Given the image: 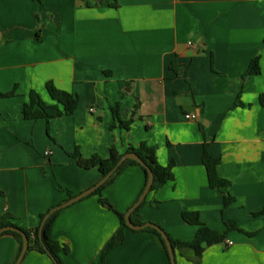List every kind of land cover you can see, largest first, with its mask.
Wrapping results in <instances>:
<instances>
[{"label":"crops","instance_id":"0c3cea01","mask_svg":"<svg viewBox=\"0 0 264 264\" xmlns=\"http://www.w3.org/2000/svg\"><path fill=\"white\" fill-rule=\"evenodd\" d=\"M113 1L0 0V93L14 91L0 98V215L33 229L39 215L101 179L73 162L75 149L106 158L111 147L122 154L144 143L159 165L172 163V177L147 193L143 224L190 242L198 226L183 221L188 211L223 235L195 261L175 251V264H264V0ZM254 57L259 74L244 76ZM47 83L75 96L76 109L48 123L24 119L29 93L53 103ZM115 104L128 129L111 128ZM205 146L224 187L207 184ZM143 184L142 170L127 165L101 196L125 212ZM224 197L233 198L226 207ZM120 229L89 194L57 211L50 237L68 249L63 264H169L143 230L123 229L104 253ZM16 250L1 236L0 264H14ZM20 264L53 262L30 251Z\"/></svg>","mask_w":264,"mask_h":264},{"label":"trees","instance_id":"16d2710c","mask_svg":"<svg viewBox=\"0 0 264 264\" xmlns=\"http://www.w3.org/2000/svg\"><path fill=\"white\" fill-rule=\"evenodd\" d=\"M111 6L112 7L116 6L115 0L111 4ZM258 74H259L258 57H254L250 60L244 76H251ZM46 90L53 103L50 105H45L41 102L37 94L33 92L29 93L27 103L23 104L22 106V116L24 119L27 120L43 119L48 123L52 119H57L66 115H71L73 111L76 109L77 99L72 94L56 89L55 87H53L51 83L46 84ZM12 96H14V91L8 93H0V98H9ZM259 103L264 104V94L259 95ZM111 112L114 122L111 128H114V126L117 125L118 127L128 129L131 120L121 121L118 113V104H115L113 107H111ZM128 152L135 153L141 159L144 165L150 169L153 175V181L150 186L149 192L155 191L157 188L163 185L167 180L171 179L172 176L170 169L172 167V163H168L166 166L159 165L155 157V148L146 146L144 143L139 144L137 147H128L125 150V152L122 154L118 153V151L114 147H111L109 149V153L106 158H100L98 156L83 158L80 156L77 149H75L72 153H70L69 156L73 160V162L80 168L97 169V171L99 172L102 178L115 166L119 158L123 154ZM202 162L206 172L207 184L210 188L218 189L228 184L227 181L221 179L217 175L215 166L218 163V160L211 158L207 154L206 146L203 149ZM127 165L138 166L142 170L144 176V184H143V189H144L147 182V174L144 167H142L133 160H127L114 171V173L108 178V180L103 185L98 187L95 191H93L90 194V195H97L98 203L101 206L111 210L115 214V216L119 221V224L121 225V229L110 239V241L106 245L104 253L107 250L111 249L112 247L122 242L123 229H128L124 224V214L128 210L125 212H119L114 210L108 204V202L102 198L101 190L107 184H109L114 179V177ZM232 200H233L232 197H224L223 198L224 207H226ZM142 204L143 202L130 214V221L135 225L143 224L141 219L137 216V211ZM48 211L45 212L44 214L39 215V225L37 227L27 230L17 226L13 222L12 215L8 213L2 214L0 215V228L5 226H12L19 229L27 236L28 247L25 255L30 251H35L39 254L47 256V252H48L57 264H63L61 260V256L65 255L68 249L66 246L57 243L56 241L52 240L50 237L51 226L55 216L57 215V211L48 217V219L44 222L41 230H39L41 221L44 218V216L48 213ZM181 217L185 223L196 225L198 226V228L196 230L193 240L190 242L173 240L166 234L170 241L173 252L177 251L182 256H186V254L190 252L191 258L195 261L199 258V256L206 247L223 242V235L218 234L217 232L203 226L199 221L197 213L183 211L181 213ZM143 231L151 232L158 237L169 263V258L166 252V248L160 235L154 229L151 228H146ZM4 235L12 236L16 240L17 250L14 259V261H16L21 251V246H22L21 236L15 232L5 231L2 234H0V237Z\"/></svg>","mask_w":264,"mask_h":264},{"label":"water","instance_id":"95a60500","mask_svg":"<svg viewBox=\"0 0 264 264\" xmlns=\"http://www.w3.org/2000/svg\"><path fill=\"white\" fill-rule=\"evenodd\" d=\"M127 160H133L135 162H137L139 165H141L142 167H144L146 174H147V182L146 185L144 187V189L142 190L141 194L139 195V197L137 198V200L134 202V204L128 209V211L124 214V224L125 226L130 229V230H144L146 228H151L154 229L161 237L165 248H166V252L169 258V263L170 264H175V257H174V252L173 249L171 247L170 241L166 235V233L163 231V229H161L159 226L152 224V223H144L141 225H135L130 221V214L144 201L147 193L149 192L150 186L152 184L153 181V175L150 171V169L148 167H146L144 165V163L141 161V159L132 152H128L123 154L119 160L117 161V163L115 164V166L105 175L103 176L94 186H92L91 188H89L88 190L68 199L66 202H64L63 204H60L59 206L53 207L50 211H48V213L44 216V218L41 221L40 224V228L39 230H41L44 222L48 219V217L53 214L54 212L64 208L67 205H70L80 199H82L83 197L91 194L93 191H95L98 187H100L101 185H103L108 178L114 173V171L120 166L122 165V163H124ZM5 231H11V232H15L18 233L21 236V240H22V246H21V251L16 259V261L14 262V264H20L22 259L25 256L27 247H28V240H27V236L21 232L19 229L12 227V226H5V227H1L0 228V234H2ZM47 256L51 259V261L53 262V264H57L55 262V260L50 256V254L47 252Z\"/></svg>","mask_w":264,"mask_h":264},{"label":"built area","instance_id":"2783aa9c","mask_svg":"<svg viewBox=\"0 0 264 264\" xmlns=\"http://www.w3.org/2000/svg\"><path fill=\"white\" fill-rule=\"evenodd\" d=\"M90 111L92 112L93 109H90ZM185 118H186V119H194L195 116H194L193 114H187V115H185ZM48 153H49V152L47 151L46 154H48ZM225 245H226V246H229V245H231V242H230V241H227V242L225 243Z\"/></svg>","mask_w":264,"mask_h":264}]
</instances>
